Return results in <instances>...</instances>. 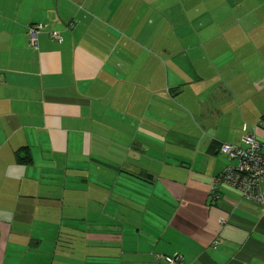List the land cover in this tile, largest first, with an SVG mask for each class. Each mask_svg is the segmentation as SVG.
Instances as JSON below:
<instances>
[{
  "label": "crops",
  "instance_id": "crops-1",
  "mask_svg": "<svg viewBox=\"0 0 264 264\" xmlns=\"http://www.w3.org/2000/svg\"><path fill=\"white\" fill-rule=\"evenodd\" d=\"M263 117L264 0H0V264H264Z\"/></svg>",
  "mask_w": 264,
  "mask_h": 264
},
{
  "label": "built area",
  "instance_id": "built-area-1",
  "mask_svg": "<svg viewBox=\"0 0 264 264\" xmlns=\"http://www.w3.org/2000/svg\"><path fill=\"white\" fill-rule=\"evenodd\" d=\"M41 28L40 24L30 26V37L34 39ZM50 39L58 43L62 42L57 32H51ZM243 142L246 145L244 148L230 144L220 147V151L231 161L234 160V163L226 166L215 178L212 191L217 192L219 185L224 184L237 190L242 198L264 204V191L261 188L264 183L263 145L251 134L245 135ZM164 262L165 264H182L178 256L165 257Z\"/></svg>",
  "mask_w": 264,
  "mask_h": 264
},
{
  "label": "rangeland",
  "instance_id": "rangeland-1",
  "mask_svg": "<svg viewBox=\"0 0 264 264\" xmlns=\"http://www.w3.org/2000/svg\"><path fill=\"white\" fill-rule=\"evenodd\" d=\"M167 34H168V32H167ZM167 34H166L163 27H159V29H158V40L159 41L164 40L167 37Z\"/></svg>",
  "mask_w": 264,
  "mask_h": 264
},
{
  "label": "trees",
  "instance_id": "trees-1",
  "mask_svg": "<svg viewBox=\"0 0 264 264\" xmlns=\"http://www.w3.org/2000/svg\"><path fill=\"white\" fill-rule=\"evenodd\" d=\"M263 152H264V150H263Z\"/></svg>",
  "mask_w": 264,
  "mask_h": 264
}]
</instances>
